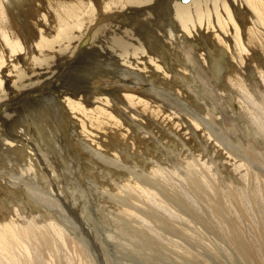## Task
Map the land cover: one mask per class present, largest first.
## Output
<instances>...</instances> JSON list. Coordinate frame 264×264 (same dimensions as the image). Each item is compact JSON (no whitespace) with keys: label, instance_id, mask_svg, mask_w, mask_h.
<instances>
[{"label":"bare ground","instance_id":"6f19581e","mask_svg":"<svg viewBox=\"0 0 264 264\" xmlns=\"http://www.w3.org/2000/svg\"><path fill=\"white\" fill-rule=\"evenodd\" d=\"M23 1L27 3L15 11L17 3ZM159 1L0 0V163L14 167L23 160L24 170L19 185L5 180L0 185L12 188L3 186L11 194L23 182L31 200L43 207L41 213L49 214L45 209L58 213L56 221L51 218L52 222L37 226L44 214H31L28 204L23 210L15 196L11 201L14 208L6 211V207L0 206V264L74 262L73 255L72 258L66 254L68 259L64 263L60 255L54 257L56 250L62 251L59 237L70 250L65 236L68 234L58 222L62 212L36 198L46 195L43 201L51 200L58 205L63 201L62 187L59 190L51 182L47 193L53 199L47 196L43 189L49 173L43 153L29 137L15 138L10 131V125L22 114L26 104L56 98L52 86L64 83L63 74L56 72L42 85L46 74L42 70L52 75L54 71L48 62L58 55L72 53L73 49L80 58L87 57L89 52H98L96 57L103 55L121 69H134L135 79L152 88L144 96L124 93L116 103L108 96H96L92 108L86 106L83 96L72 99L67 91L60 93L68 97L65 100L72 115L81 122L77 134L82 138L85 161L89 165L87 176L99 180L98 183L90 181L96 186L92 191L96 195L95 203L116 224V229L106 230V239L115 248L114 257L119 262H112L104 251V259L98 264H135L123 263L126 258L119 255L124 245L125 250L130 247L167 250V253L162 251L164 258L157 257V264H173L172 254L181 257L193 250L190 232L208 231L199 220L202 210L199 205L209 200L214 201L210 206L214 216L221 215L218 199L228 197L233 202L232 211L241 213L240 219L248 224L238 226L239 234H251L255 229L256 203L261 205L260 198L264 196L261 193L264 140L256 146L250 142L247 147L239 144L237 128L231 125L223 130L225 119L232 118L227 108L222 109L219 104L224 100L220 95L231 105L236 99L242 118L247 115L260 128L258 134L264 139V0H189L187 3L176 0L170 4V0H163L172 10L170 16L183 27L180 39L194 46L200 44L208 53V64L194 68L185 61L190 54L178 52L177 27H172L171 33L164 30L160 35L157 33L154 50L161 51L159 56L150 51L145 38L150 35L147 25L154 18ZM142 8L144 11L140 13ZM217 47L220 53L215 54L213 48ZM165 52L177 58L175 69L170 64L166 67L161 57ZM195 58L200 61L201 55ZM147 60L152 66H148ZM170 70L182 74L183 88L173 87ZM220 73H224L223 84ZM159 76L167 87L152 84L153 78ZM4 81L15 93L8 95ZM195 81H200L202 89L214 94L219 91V104L207 102L202 95L194 96L190 87ZM212 151L214 156H208ZM74 171L78 174L79 170ZM192 185L197 187L194 192ZM201 187L211 192L200 193ZM156 237H160L161 244L145 239ZM79 242L85 241L81 238ZM76 249L86 252L79 250V244ZM125 257L131 255L125 254Z\"/></svg>","mask_w":264,"mask_h":264},{"label":"rangeland","instance_id":"374dc122","mask_svg":"<svg viewBox=\"0 0 264 264\" xmlns=\"http://www.w3.org/2000/svg\"><path fill=\"white\" fill-rule=\"evenodd\" d=\"M175 1L176 0H170L169 4L174 3ZM24 2L27 3V1L18 2L15 11H19L23 7ZM167 4L163 0L158 2L153 13L155 20L154 18L150 19L152 22L150 21V23L147 25V30L150 35L149 37L146 36L145 38L147 39V42L149 41L150 51L153 54L159 56L161 51L159 49L154 50L157 33L158 35H160L162 32L171 33L172 27H177L178 33H175V40L178 41V52H188L190 54L189 57H185V61H187L191 67L194 68L196 65L206 66L208 64L207 51H205L203 47L200 46V44L199 46L198 44L194 46L189 43H184L180 39L179 32L183 27L178 21H175L170 16V14L172 15V10L168 9ZM8 9L11 10L9 7ZM143 11L144 8L140 10V13H143ZM161 30L164 31L161 32ZM80 51L84 54L87 53L85 49H81ZM213 52L218 54L220 53V50L218 47L213 48ZM166 53L167 52H165V55H161V57L165 59L166 67H169L170 64V68L175 69L178 64L177 58L170 52L167 54ZM97 54L100 53L89 52L87 57L84 58L81 55L83 58H80L77 55L76 50L73 49L72 53L58 55L48 62L51 65V70H53L54 73L50 75V73L45 69L42 70L43 72H46V74H44L42 77L45 79L42 85L46 84L49 76H53L56 72L62 73L64 78L63 84L59 86H52L56 98L45 99L44 101L40 102L31 101L30 104H26L24 111L19 115V117H17V120L15 117L14 121H16L10 125V131H12L13 135L17 136L15 138L26 139V137H29L30 140L37 143L41 153H43V159L47 161L45 166L47 167V171L49 173L47 181L48 186L46 184L45 188L43 189L47 196L53 199L47 193L50 190L49 184H52L51 182H53L56 187L59 188V190L60 187H62V191L64 193L62 195L63 201L61 200L58 205H54L51 200L49 202L43 201L42 199L45 200L46 195L45 197L44 195L42 197L39 195L36 196V198H38L39 201H42L43 204L47 205V207L51 206V209H58L62 212V217L61 219L59 218L58 222L63 227L64 232H67L69 235L65 236L70 244V250H68V246L63 240L61 241L60 237L57 240L59 243H61L60 245L62 246V251L56 250L54 257L58 258L60 255L62 258V263L67 262L66 260L68 258L65 257L67 254L71 257L73 255V264H89V259H92L91 264H98L101 259H104V251L108 253L112 262H119V259L117 260L114 257L117 252L115 248H111L112 245L108 244V240L106 239V235L108 233L107 231L112 230L111 227L116 229V224L113 222V219L109 218L105 212H101L102 206L99 207L100 205H98L97 202L95 203L96 195H94L92 191L93 189L96 190V186L90 183V181L92 180L93 182L98 183V178L94 177L95 179H91L90 176H87V166L89 165L85 161L82 138L77 134L81 126L80 119L77 117L75 118L72 115L73 111L65 100L68 97L61 96L60 93L62 91H67L69 97L72 99H77L83 96L84 102H87L86 106L92 108L96 96H108L110 97L111 102L116 103L120 102L124 93H132L135 95L143 94L144 96V94H148L152 89L149 84L135 79L132 74L134 69L126 67L121 69L118 66H115V63L109 62L108 58L105 59L106 57L103 55H101L99 58L96 57ZM195 55H201L200 61L195 58ZM77 58H79V60L75 62ZM148 66H152L150 62ZM118 71L121 73L119 76H116ZM170 71L172 75V80H170V82L172 83L173 87L176 89L180 87L183 88L182 84H185L181 80L182 74L175 70ZM38 72H41V70ZM220 74H218V76H220L219 80L223 84L222 81L224 73ZM160 78L161 76L157 78L154 77L152 84L158 88L167 87V85H164V83L161 82ZM3 83L4 88L8 90V95L15 93L14 89H12L8 83L5 81ZM10 84L14 83L10 82ZM190 91L194 94V96L199 97L202 95L203 98L207 100V102L211 100L209 103L216 104V101H218L219 104V100H217V98L221 93L218 91V93L214 94L210 90L202 89L200 87V81H195L192 83ZM191 92L190 94L193 95ZM209 92H211V94ZM220 96L224 98V100H220V108H227V112L232 118L231 121H229L228 118L225 119V126L223 130H226L227 127H230L231 125L235 127V129L237 128L239 130V144L244 147H247L248 142L254 144L255 146L259 142H263L264 139H262L258 134L260 128L255 123L251 122L247 115H244V118H242L243 116L242 112H240L241 107L239 102L234 99L231 105L229 104V100H227L226 97L223 95ZM198 100L199 103H201L200 99ZM223 105L226 106L223 107ZM237 117H239V120ZM256 130L257 132L255 133ZM0 148L2 149V147ZM210 155L214 156L213 151L208 154V156ZM21 162H23V160ZM21 162L19 161V163H16L14 167H9L7 163H0V169L2 168L0 184L3 180H5L8 183L16 182L19 185L21 176H24L23 163ZM257 162L258 164H261L259 161ZM69 167H71V169ZM53 169L56 170L51 172ZM74 170H79L78 174H76V171ZM53 172L55 173L53 174ZM29 173H32V171ZM225 173L226 172H223V174ZM93 174H96V171L93 172ZM3 186L6 187V185ZM3 186L0 185V206L2 209L6 207V211H9V209L14 208L11 201L13 196H15L16 201H18V203L20 202L21 208L23 210H26V205L28 204L31 207H28V209L33 215L38 213L40 214L43 211V207L38 206L39 204H37V202L31 200V194L28 193V189L23 184V182L21 183L20 187L14 188L13 193L11 194L6 191ZM40 186L42 187L44 185L41 184ZM192 186L194 192L197 187L195 185ZM6 188L9 190L12 189L10 187ZM39 192L42 194L44 193L42 191ZM210 192L211 190L205 187H201L200 189V193ZM263 192L264 190L261 193ZM214 199L216 200L218 197L214 195ZM16 203L17 202H15L14 205ZM212 203H214V201L211 202L209 200L206 204L203 203L199 205V207L202 209L199 212V220L203 221L208 231L205 234L195 231L190 232V240L193 250L190 251V254L185 253V255H182L181 257L172 254V261H169L173 264H264V210H262V207L264 206V196L260 198L261 205L256 203L258 214L255 217H258V219L255 222V229L252 230L251 234H239L238 226H247L248 224L246 221L240 219L241 213H234L232 211L231 207L233 206V202L228 197L218 199L217 209L221 215L214 216L211 213L210 206ZM35 208L37 209L35 210ZM45 211L50 215L41 213L44 215H42L40 218V223H37V226H43L44 224L52 222L51 218L53 221H56V218L58 219L57 212H48L46 209ZM225 229L227 232H225ZM54 235L55 234L52 232V236ZM78 236H80L85 242L81 244V242H79V239L81 238ZM158 238L160 237H156L155 239L151 238V240L147 238L145 239L152 241L153 243H160ZM77 244H79V250L86 252H78L76 249ZM105 246H109V248L107 249ZM125 246L126 245H124V248L120 250L121 253L119 255L122 258H126L125 262L123 263L157 264L159 262L157 257L164 258L162 251L167 253V250L164 249H154L149 250L151 252L150 255L146 247L140 249L130 247L128 250H125ZM125 254L131 255V257H125ZM50 257H53V255ZM144 260L146 262H144ZM165 260L168 259L165 258Z\"/></svg>","mask_w":264,"mask_h":264},{"label":"water","instance_id":"95a60500","mask_svg":"<svg viewBox=\"0 0 264 264\" xmlns=\"http://www.w3.org/2000/svg\"><path fill=\"white\" fill-rule=\"evenodd\" d=\"M182 3H187L189 0H180Z\"/></svg>","mask_w":264,"mask_h":264}]
</instances>
